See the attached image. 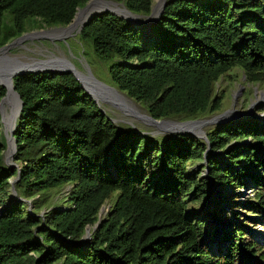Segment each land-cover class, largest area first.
I'll use <instances>...</instances> for the list:
<instances>
[{"label": "trees", "instance_id": "16d2710c", "mask_svg": "<svg viewBox=\"0 0 264 264\" xmlns=\"http://www.w3.org/2000/svg\"><path fill=\"white\" fill-rule=\"evenodd\" d=\"M88 1L0 0V46L39 23L70 24ZM115 1L145 15L153 5ZM79 38L107 64L110 84L156 119L220 111L218 83L234 69L246 84L264 85V0H168L148 34L106 12ZM14 80L23 100L16 189L33 210L28 201L13 203L18 168L4 164L0 120V264H264V242L243 223L223 229L218 240L217 230L192 214L207 206L214 187L246 189L238 203L239 196L211 200L212 210L229 204L241 221L242 208L253 215L249 223L264 227L262 120L218 124L207 131L209 142L191 134L153 137L116 125L71 73ZM5 94L0 85V100ZM209 145L201 176L189 169L205 160ZM66 185V204L58 207L51 197ZM107 200L110 209L100 218ZM88 226L92 239L83 247L77 243Z\"/></svg>", "mask_w": 264, "mask_h": 264}, {"label": "water", "instance_id": "95a60500", "mask_svg": "<svg viewBox=\"0 0 264 264\" xmlns=\"http://www.w3.org/2000/svg\"><path fill=\"white\" fill-rule=\"evenodd\" d=\"M104 1L106 0H89L83 7H79L77 9L74 19L70 24L66 26H53L24 32L22 35L12 39L5 45L0 46V85L6 88V94L0 100V113H2V131L6 124L8 125V127H10L9 131L5 129V131L2 132L6 140V157L5 160L3 157V161L4 164L9 167L18 168V175L11 180V197L13 198V203L16 201H28L25 198L21 197L16 189V184L21 179V169L19 164H17L14 160L17 147L15 131L17 129V124L23 108V100L15 88L14 79L16 76L37 74L43 72L71 73L78 79L82 87L93 97L102 112L106 113L101 102L105 101L107 104L117 107L125 114L135 116L144 123L156 127L163 135L191 134L209 142L207 132L194 131V128L200 126L206 119H188L185 121H181L173 118L156 119L150 113L142 114V112L136 107L138 103L128 97L126 93L122 92L113 84L107 83L97 77L86 62L82 63L80 69V66L77 65V63L71 58V56L74 55L72 54V51L69 47V38L74 35H80L83 28L94 17L102 15L106 12H110L127 20L128 22L139 25L144 29V34H148L150 28L161 19L168 2V0L162 1L158 8L156 16L151 22V27L147 28L143 23L133 21L132 17H151L154 14L153 5L151 13L145 15L132 12L129 8H127L124 2L115 1L116 3L126 8L127 14L124 15L117 11L106 8ZM82 14H86L85 19L74 34H67L65 36H62L50 33V31L59 30L71 26L76 21L78 16ZM61 44L67 47L69 51L68 56L59 48ZM7 105L12 106V110L9 114L6 111ZM228 115L229 112L218 114L213 117L215 120L209 123H214L216 119L220 118L222 119L218 120L219 123L226 122L231 119L228 117ZM110 119L119 126V124H117L118 120L113 118ZM142 133L146 135V133ZM11 142L13 143V147L12 151L8 154ZM210 148L211 146L209 145L205 152V160L203 162L208 163L207 154ZM28 203H30V206L32 205L30 200L28 201ZM104 208L105 206L101 208L99 214L100 218L101 212L104 210ZM108 208L110 209V205L108 206ZM99 222L100 219L94 225V229L99 225ZM91 239V226H88L86 228L84 237L77 244L83 247H88Z\"/></svg>", "mask_w": 264, "mask_h": 264}, {"label": "rangeland", "instance_id": "374dc122", "mask_svg": "<svg viewBox=\"0 0 264 264\" xmlns=\"http://www.w3.org/2000/svg\"><path fill=\"white\" fill-rule=\"evenodd\" d=\"M163 0H153V6H154V14L149 17H132V20L135 22L143 23L145 27L149 28L151 27V22L153 21L154 17L157 14L158 8ZM104 4L107 8L126 15V8L124 6H121L120 4L116 3L115 0H106L104 1ZM125 9H124V8ZM116 8V9H115ZM121 8V9H120ZM73 25V24H72ZM81 25H79L77 28L71 29L69 31H65L66 29H69L71 26L62 28L61 30H54L50 31L52 34L56 35H62L65 36L67 34H74L78 28ZM42 28H48L44 23H39L38 27L28 29V31L32 30H38ZM69 47L72 51V54L74 56H71V58L77 63V65L80 66L82 63L86 62L90 68L93 70V72L96 74L97 77H99L101 80L110 83L109 82V75L107 70V64L100 60L96 54L94 53L93 49L88 46L87 44H84L80 41L79 35H74L69 38ZM67 56L69 55V51L66 46L63 44L59 47ZM231 75V76H230ZM218 93L222 94L224 96L223 98V108L210 115H206L203 117H200L198 119H206L204 120V123H202L200 126L194 128L195 132H207L209 129L215 127L218 124H224L226 122H230L232 120H237L243 117H254L258 120H262L264 122V85L262 84H246V80L243 75V71L241 69H234L229 72V74L225 75L221 78V80L218 83ZM102 106L105 109L106 113L109 115L110 118L118 120V123L120 127L124 128H137L138 130L146 133V135L153 136V137H162L165 136L159 132V130L147 123H144L143 121L139 120L137 117L132 115H127L123 111L119 110L117 107H114L110 104H107L105 101H101ZM137 106L144 112L148 113L140 104H137ZM12 106L7 105L6 111L8 114L11 112ZM229 112L228 117L231 118L230 120L226 122H218L220 119H216L214 123H209L213 120H215L213 117L221 114ZM2 113H0V120H1ZM176 120L185 121L182 118H173ZM188 120V119H186ZM218 122V123H217ZM8 125L4 127L3 131L7 129L9 131ZM2 131V132H3ZM7 131V132H8ZM3 134V133H2ZM2 139L4 143H6L4 134L2 135ZM13 143H10V148L8 151V154L12 151ZM208 156V155H207ZM3 157L5 160L6 157V148L3 151ZM207 162H200L197 165L191 167L189 170L198 169L201 170V176L207 175V169L203 170V166H206ZM71 188L70 185L64 186L59 193H54V195L51 197L50 202L54 203L58 207H63L66 204V201H62V199L67 194L68 190ZM211 191V192H210ZM210 201L206 203L207 206H202L201 208H194L193 209V215H197L198 217L206 220L209 225H212V227L215 228L216 234L215 237L219 240L221 239V232H223V229L229 228L233 225L235 222L243 223L246 230L249 232V234L258 240L260 243L264 242V227L260 224H251L249 222H252L253 216L251 213H248L245 209L237 208L238 211L242 217L247 218L248 222L246 220H241L236 215H233V212L235 210V207L223 204V208L220 212L215 213L212 209H214L212 206L213 199L219 198H226L227 200H231V196H239L238 202L242 201L243 199L247 198V195L249 193L246 189H241L239 191H236L235 193H231V191L226 189H218L217 187H214L212 190H210ZM231 193V194H230ZM19 194V193H18ZM233 194V195H232ZM20 195V194H19ZM59 202L58 204H56ZM111 205V200H107L105 203V208L101 212V218L108 212L109 208L108 206ZM204 209V210H203ZM30 210H33V205L30 206ZM217 210V209H216ZM45 212V208L41 211V215ZM227 216L229 218H227ZM245 221V222H244Z\"/></svg>", "mask_w": 264, "mask_h": 264}, {"label": "bare ground", "instance_id": "6f19581e", "mask_svg": "<svg viewBox=\"0 0 264 264\" xmlns=\"http://www.w3.org/2000/svg\"><path fill=\"white\" fill-rule=\"evenodd\" d=\"M106 7V6H105ZM107 8V7H106ZM124 8V7H123ZM109 9V8H108ZM116 9V8H115ZM121 9V8H120ZM125 9V8H124ZM111 10V9H110ZM117 11V10H116ZM86 14H82L80 16H78V18L76 19V21L73 23V25H71V27L69 29H66L65 31H69L71 29L77 28L79 25L82 24L83 20L85 19ZM61 30V29H60ZM141 112L142 114H146L144 113L138 106H136ZM133 117V116H132Z\"/></svg>", "mask_w": 264, "mask_h": 264}]
</instances>
